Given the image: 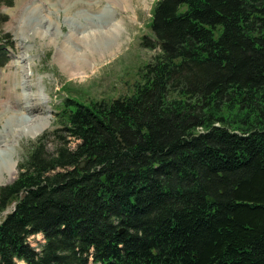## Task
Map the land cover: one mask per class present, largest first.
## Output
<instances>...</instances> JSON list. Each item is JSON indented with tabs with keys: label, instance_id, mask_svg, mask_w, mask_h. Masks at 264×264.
<instances>
[{
	"label": "trees",
	"instance_id": "1",
	"mask_svg": "<svg viewBox=\"0 0 264 264\" xmlns=\"http://www.w3.org/2000/svg\"><path fill=\"white\" fill-rule=\"evenodd\" d=\"M151 27L134 88L68 100L0 186V264H264V0H158Z\"/></svg>",
	"mask_w": 264,
	"mask_h": 264
},
{
	"label": "rangeland",
	"instance_id": "2",
	"mask_svg": "<svg viewBox=\"0 0 264 264\" xmlns=\"http://www.w3.org/2000/svg\"><path fill=\"white\" fill-rule=\"evenodd\" d=\"M154 2L134 0L130 11L136 9V18L130 25L120 10L122 0L0 3V32L9 34L14 43L7 48L10 61L0 67V186L17 178L19 163L44 132L33 137L32 130L43 124L50 130L56 107L62 109L74 98H113L130 92L131 84L134 88L151 55L160 52L141 44L145 35L153 34L148 22ZM65 52L83 74L74 76L65 70L60 61ZM53 145L50 141L49 147ZM9 209L1 213L0 222ZM41 241H45L42 233L29 238L32 246L39 247Z\"/></svg>",
	"mask_w": 264,
	"mask_h": 264
},
{
	"label": "bare ground",
	"instance_id": "3",
	"mask_svg": "<svg viewBox=\"0 0 264 264\" xmlns=\"http://www.w3.org/2000/svg\"><path fill=\"white\" fill-rule=\"evenodd\" d=\"M42 32V31H41ZM64 52V51H63ZM70 53L65 52L63 55L60 56V61L63 64L65 70L69 72L70 75L74 74H83L85 71L82 70V67L75 61H72L71 57H69ZM71 59V60H70ZM84 67V66H83ZM75 76V75H74ZM47 124V123H46ZM45 124L41 125L39 128L33 129L32 130V136H36L40 131H42L45 127ZM15 172V171H14Z\"/></svg>",
	"mask_w": 264,
	"mask_h": 264
},
{
	"label": "water",
	"instance_id": "4",
	"mask_svg": "<svg viewBox=\"0 0 264 264\" xmlns=\"http://www.w3.org/2000/svg\"><path fill=\"white\" fill-rule=\"evenodd\" d=\"M84 163V161L83 162H81V164H83Z\"/></svg>",
	"mask_w": 264,
	"mask_h": 264
}]
</instances>
